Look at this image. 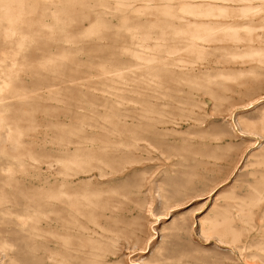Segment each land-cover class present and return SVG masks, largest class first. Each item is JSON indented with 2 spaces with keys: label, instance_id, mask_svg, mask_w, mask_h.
<instances>
[{
  "label": "rangeland",
  "instance_id": "rangeland-1",
  "mask_svg": "<svg viewBox=\"0 0 264 264\" xmlns=\"http://www.w3.org/2000/svg\"><path fill=\"white\" fill-rule=\"evenodd\" d=\"M187 1L0 0V264H264V0Z\"/></svg>",
  "mask_w": 264,
  "mask_h": 264
},
{
  "label": "bare ground",
  "instance_id": "bare-ground-1",
  "mask_svg": "<svg viewBox=\"0 0 264 264\" xmlns=\"http://www.w3.org/2000/svg\"><path fill=\"white\" fill-rule=\"evenodd\" d=\"M221 1V0H220ZM223 1V0H222ZM185 4V3H184ZM210 4V3H209ZM200 5L202 4H199L198 3H195L191 0H188L185 4V8H184V12H185V24H186V27H187V44H186V49L189 51V52H192L193 50H203V45H202V42L205 40V36L204 34H201L202 32L200 31L205 25H207L205 22L202 21V17L206 15V13L204 11H201L200 10ZM9 6V5H8ZM213 6V5H212ZM207 8V6H205ZM209 7V5H208ZM214 7H216L214 5ZM8 8V7H7ZM182 8V9H183ZM210 9H212V7H209ZM224 9L225 7L223 6H218L217 9ZM169 9V8H168ZM204 10V9H203ZM207 10V9H206ZM7 11V10H6ZM5 11V13H6ZM211 11V10H210ZM209 11V12H210ZM4 12V11H3ZM208 12V10L206 11ZM5 15V14H4ZM8 15V13L6 14V16ZM215 15V14H214ZM211 16V15H210ZM10 17V16H9ZM206 17V16H205ZM184 20V19H183ZM209 25V24H208ZM146 37V36H145ZM133 55V54H132ZM120 62V61H119ZM192 68V67H191ZM115 69V68H114ZM5 82V81H4ZM62 153H71V152H65L63 151ZM71 156V155H70ZM61 159V158H60ZM58 162V161H57ZM59 163V162H58ZM66 168L67 167H63L61 169H59L57 171V176H59L60 178L62 177V180L59 181V185H58V188H57V191L53 192L50 191L52 190L51 187L49 188V190H45L44 191V194L42 193L41 196L36 199V201H33V200H29L26 201L25 203H21L22 206L25 207V213H26V217L29 219L31 216L29 214V209L32 208V206H34V210H30L32 212H37L39 213V228L43 231H49V230H52V229H57V227L59 226L60 227V223L59 224H56L57 221H59V217L60 214H62L61 212L63 211V213L65 215V217H63V224L65 223H69V222H72L73 221V217L72 215H75L73 212H71V210L73 211V209H70V207H72L73 203L71 204L70 201H71V195L74 196V194H68L65 190H64V187H67L66 184L68 182V185L71 186L73 185V181L71 180V178L73 177V174H70V180L66 181L67 179L64 178V176L66 175ZM38 186V185H37ZM44 188V187H42ZM48 188V187H46ZM69 190V188H68ZM67 190V191H68ZM70 192L72 191L71 189L69 190ZM47 192V193H45ZM52 193H55V194H52ZM73 193V192H71ZM28 197V196H27ZM33 199V198H32ZM80 199V198H79ZM82 199V198H81ZM90 203V202H89ZM20 204V205H21ZM34 204V205H33ZM75 205V204H74ZM17 206H18V203H17ZM16 206V207H17ZM14 207V206H13ZM19 207V206H18ZM23 208V207H22ZM75 208V206H74ZM10 211V206H8L6 209H3L2 212L3 213H6L5 211ZM76 210V209H75ZM78 210V209H77ZM93 210V209H92ZM81 210H79L78 212H80ZM1 213V212H0ZM73 213V214H72ZM77 213V212H76ZM50 214H54V218H51L50 217ZM72 214V215H71ZM77 217V216H76ZM26 218V219H27ZM36 219V218H35ZM83 219V218H82ZM94 220V219H93ZM28 221V220H27ZM52 221L54 223H52ZM60 221H62V219H60ZM30 222V221H29ZM75 222V221H74ZM22 223V222H21ZM37 223V222H35ZM62 223V222H61ZM72 225V223H71ZM27 226V225H26ZM79 226V225H78ZM24 227V226H23ZM86 227V225H85ZM95 227V226H94ZM68 228V227H67ZM27 230V229H26ZM59 230V229H58ZM73 230V229H72ZM86 230V229H85ZM90 231V230H89ZM78 233V232H77ZM46 234V233H45ZM79 234V233H78ZM30 235V234H29ZM28 235V236H29ZM31 237V236H29ZM28 237V238H29ZM34 238V237H33ZM53 238V237H52ZM62 238V237H61ZM64 238V237H63ZM56 239V238H55ZM86 239V238H85ZM77 240V239H76ZM89 241V240H88ZM51 242V241H50ZM54 242V240H53ZM58 242V241H57ZM81 242V241H80ZM44 243V242H43ZM56 243V242H55ZM45 244V243H44ZM49 249V248H48ZM66 249V248H65ZM75 249V248H74ZM44 251V250H43ZM57 252V251H56ZM64 252V251H62ZM40 253V252H39ZM52 253V252H51ZM43 255V254H42ZM54 257V256H53ZM48 258L50 260V256L48 255Z\"/></svg>",
  "mask_w": 264,
  "mask_h": 264
},
{
  "label": "snow or ice",
  "instance_id": "snow-or-ice-1",
  "mask_svg": "<svg viewBox=\"0 0 264 264\" xmlns=\"http://www.w3.org/2000/svg\"><path fill=\"white\" fill-rule=\"evenodd\" d=\"M206 211L202 210V212L199 215H196L194 218L189 219V218H185L184 220V227L186 229H190V228H196L197 231H201L203 230V234L207 235V228L208 225L211 223V219H205L201 222L200 220V215H203V212ZM173 215H176V213H173ZM151 247H149L147 249L148 252H151ZM122 264H127L126 261L122 262ZM149 264H162V262L158 259H153L152 261L149 262Z\"/></svg>",
  "mask_w": 264,
  "mask_h": 264
}]
</instances>
